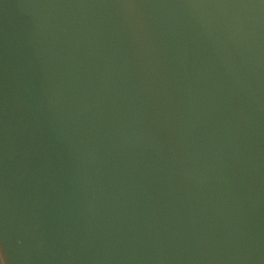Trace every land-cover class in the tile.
<instances>
[{
    "label": "water",
    "instance_id": "1",
    "mask_svg": "<svg viewBox=\"0 0 264 264\" xmlns=\"http://www.w3.org/2000/svg\"><path fill=\"white\" fill-rule=\"evenodd\" d=\"M261 0H0V264H264Z\"/></svg>",
    "mask_w": 264,
    "mask_h": 264
},
{
    "label": "clouds",
    "instance_id": "2",
    "mask_svg": "<svg viewBox=\"0 0 264 264\" xmlns=\"http://www.w3.org/2000/svg\"><path fill=\"white\" fill-rule=\"evenodd\" d=\"M260 6H264V2H261V5Z\"/></svg>",
    "mask_w": 264,
    "mask_h": 264
},
{
    "label": "snow or ice",
    "instance_id": "3",
    "mask_svg": "<svg viewBox=\"0 0 264 264\" xmlns=\"http://www.w3.org/2000/svg\"><path fill=\"white\" fill-rule=\"evenodd\" d=\"M261 2H264V0H261Z\"/></svg>",
    "mask_w": 264,
    "mask_h": 264
}]
</instances>
